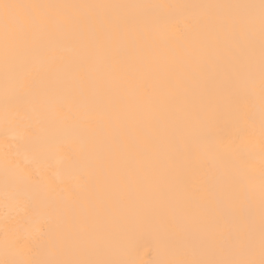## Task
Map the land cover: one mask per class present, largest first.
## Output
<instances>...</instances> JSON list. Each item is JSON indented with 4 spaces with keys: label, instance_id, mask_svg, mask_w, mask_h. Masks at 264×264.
<instances>
[{
    "label": "bare ground",
    "instance_id": "1",
    "mask_svg": "<svg viewBox=\"0 0 264 264\" xmlns=\"http://www.w3.org/2000/svg\"><path fill=\"white\" fill-rule=\"evenodd\" d=\"M10 2L128 7L63 9L71 24L29 35L8 82L23 106L0 54V261L200 258L250 211L258 237L259 25L250 54L245 10L201 6L259 0Z\"/></svg>",
    "mask_w": 264,
    "mask_h": 264
},
{
    "label": "snow or ice",
    "instance_id": "2",
    "mask_svg": "<svg viewBox=\"0 0 264 264\" xmlns=\"http://www.w3.org/2000/svg\"><path fill=\"white\" fill-rule=\"evenodd\" d=\"M125 5H48L13 3L0 0V54H2L5 75L6 100L23 106L27 100L26 84L23 78L15 80L11 91L8 89L9 77L17 70L18 53L21 43L35 30L48 24L67 25L73 17L63 14L61 10L68 8H120ZM206 8L243 9L245 16V37L250 54L254 52L257 22L259 25V72L261 91V124L264 127V0L258 4L244 5H204ZM51 10H56L53 13ZM258 12V15H257ZM227 23V19L225 21ZM251 58V57H250ZM254 69V61L250 63V71ZM254 81H250V84ZM258 249V255H257ZM168 261L167 264H264V196L261 199L259 229L251 211L248 216V227L245 234L232 242H226L207 256ZM0 264H5L0 261ZM43 264H113L111 261L95 260L86 255H74L68 258L53 259Z\"/></svg>",
    "mask_w": 264,
    "mask_h": 264
}]
</instances>
